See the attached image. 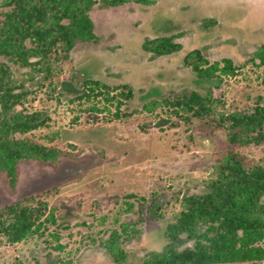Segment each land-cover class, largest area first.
Here are the masks:
<instances>
[{
    "label": "rangeland",
    "instance_id": "rangeland-1",
    "mask_svg": "<svg viewBox=\"0 0 264 264\" xmlns=\"http://www.w3.org/2000/svg\"><path fill=\"white\" fill-rule=\"evenodd\" d=\"M102 2L89 13L96 38L65 49L60 28L42 45L23 26L36 12L0 0V29L13 27L27 54L0 57L20 92L13 112L36 123L11 138L60 151L56 170L28 160L16 180L0 172V207L44 208L19 242L0 231V264H146L183 198L221 176L228 149L264 165V139L233 147L224 127L230 113L264 107V0ZM170 37L180 49L157 53ZM192 92L212 97L204 116L182 105Z\"/></svg>",
    "mask_w": 264,
    "mask_h": 264
},
{
    "label": "trees",
    "instance_id": "trees-1",
    "mask_svg": "<svg viewBox=\"0 0 264 264\" xmlns=\"http://www.w3.org/2000/svg\"><path fill=\"white\" fill-rule=\"evenodd\" d=\"M16 1L21 4V16L36 12L37 19L23 26L42 45L45 34L57 27L60 39L68 45L65 49L96 38L89 15L96 0ZM129 2L148 5L152 0H103L102 3L114 7ZM10 20L13 25L18 22L16 18L17 21ZM155 47L163 55L176 52L181 46L170 37L166 44ZM24 50L13 27L0 29V57L26 60ZM258 56L264 59V52ZM14 88L9 68L0 61V172L15 179L14 173L28 160L38 162L40 167L51 165L58 169L60 151L11 138L15 131L24 133L36 126L34 115L13 112L20 94ZM204 98L192 92L185 95L182 105L192 107L194 115L204 116L210 111L212 97ZM227 118L229 122L224 123L228 129L227 142L233 147L259 144L264 139V107L249 114L233 112ZM219 163L221 176L210 182L205 193L183 198L184 210L167 226V245L153 253L146 264H224L263 259L264 251L257 245L264 238V165L248 164L235 148L228 149ZM43 215L42 203L37 208L16 202L6 204L0 207V231L7 242H19L39 229ZM4 219L8 221L5 223ZM187 241H193V247L180 248Z\"/></svg>",
    "mask_w": 264,
    "mask_h": 264
}]
</instances>
